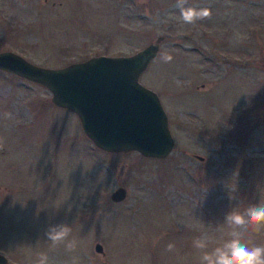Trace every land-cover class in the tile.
Wrapping results in <instances>:
<instances>
[{
    "label": "rangeland",
    "instance_id": "rangeland-1",
    "mask_svg": "<svg viewBox=\"0 0 264 264\" xmlns=\"http://www.w3.org/2000/svg\"><path fill=\"white\" fill-rule=\"evenodd\" d=\"M185 6L211 15L185 24L177 0H0V52L40 66L158 43L139 81L157 93L174 140L164 157L104 151L47 87L0 69L6 264H37L42 252L49 264H199L194 239L214 248L229 238L230 211L264 204V0ZM118 187L126 195L113 201ZM63 222L71 252L45 235ZM245 239L264 246V229Z\"/></svg>",
    "mask_w": 264,
    "mask_h": 264
},
{
    "label": "water",
    "instance_id": "water-1",
    "mask_svg": "<svg viewBox=\"0 0 264 264\" xmlns=\"http://www.w3.org/2000/svg\"><path fill=\"white\" fill-rule=\"evenodd\" d=\"M158 49V43H150L131 55L99 54L58 68L40 66L4 50L0 69L47 87L54 105L77 114L96 147L164 157L174 144L168 118L157 93L139 81ZM125 195L126 189L118 187L111 199L121 201ZM95 249L102 252V245L97 242ZM7 262L0 252V264Z\"/></svg>",
    "mask_w": 264,
    "mask_h": 264
},
{
    "label": "clouds",
    "instance_id": "clouds-1",
    "mask_svg": "<svg viewBox=\"0 0 264 264\" xmlns=\"http://www.w3.org/2000/svg\"><path fill=\"white\" fill-rule=\"evenodd\" d=\"M185 5L186 0H177L180 19L185 24H195L211 15L208 9H195ZM163 59L170 61L171 56H165ZM224 224L230 231L229 238L222 244L210 249L207 237L201 236L193 240L192 246L197 250L199 264H264V246H250L245 239L249 230L264 229V204L249 206L243 212L230 211L224 219ZM71 233V226L63 222L50 224L45 235L52 247L63 244L65 250L71 252L76 247V241L69 239ZM174 247L169 244L167 250L171 252ZM37 264H49L48 255L40 253Z\"/></svg>",
    "mask_w": 264,
    "mask_h": 264
}]
</instances>
